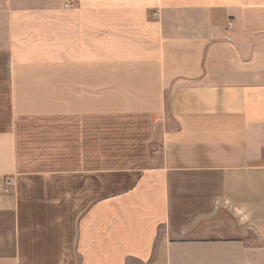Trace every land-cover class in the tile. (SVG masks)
I'll use <instances>...</instances> for the list:
<instances>
[{
    "label": "crops",
    "instance_id": "obj_1",
    "mask_svg": "<svg viewBox=\"0 0 264 264\" xmlns=\"http://www.w3.org/2000/svg\"><path fill=\"white\" fill-rule=\"evenodd\" d=\"M0 264H264V0H0Z\"/></svg>",
    "mask_w": 264,
    "mask_h": 264
},
{
    "label": "built area",
    "instance_id": "obj_2",
    "mask_svg": "<svg viewBox=\"0 0 264 264\" xmlns=\"http://www.w3.org/2000/svg\"><path fill=\"white\" fill-rule=\"evenodd\" d=\"M69 5L65 6L66 8L68 7Z\"/></svg>",
    "mask_w": 264,
    "mask_h": 264
}]
</instances>
